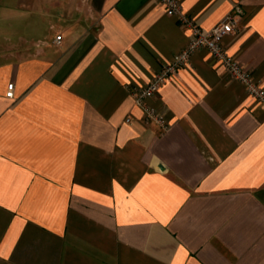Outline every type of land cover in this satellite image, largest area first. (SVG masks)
Listing matches in <instances>:
<instances>
[{"label":"crops","instance_id":"crops-1","mask_svg":"<svg viewBox=\"0 0 264 264\" xmlns=\"http://www.w3.org/2000/svg\"><path fill=\"white\" fill-rule=\"evenodd\" d=\"M181 2L242 6L264 86V0ZM188 44L157 0H0V264H264V103L205 49L147 99L166 130L135 101Z\"/></svg>","mask_w":264,"mask_h":264},{"label":"built area","instance_id":"built-area-1","mask_svg":"<svg viewBox=\"0 0 264 264\" xmlns=\"http://www.w3.org/2000/svg\"><path fill=\"white\" fill-rule=\"evenodd\" d=\"M157 1L165 7L168 15L177 17L180 24L189 31V44L171 61L166 62L149 83L135 88V101L143 107L150 119L159 124L163 130L168 128L165 118L157 109L147 103V99L152 97L163 85L172 81L178 70L186 67L192 55L200 49L207 50L230 79L242 83L250 96L264 103L262 82L240 63L237 56L232 54L225 44V38L239 29L244 16V10L240 4H236L214 27L204 30L194 16L184 12L181 0ZM61 39L62 36L57 35L55 43L60 44ZM14 88L13 82L8 84L7 97L14 98Z\"/></svg>","mask_w":264,"mask_h":264}]
</instances>
